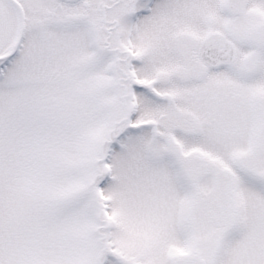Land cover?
I'll use <instances>...</instances> for the list:
<instances>
[{
	"label": "snow or ice",
	"instance_id": "snow-or-ice-1",
	"mask_svg": "<svg viewBox=\"0 0 264 264\" xmlns=\"http://www.w3.org/2000/svg\"><path fill=\"white\" fill-rule=\"evenodd\" d=\"M0 264H264V0H0Z\"/></svg>",
	"mask_w": 264,
	"mask_h": 264
}]
</instances>
